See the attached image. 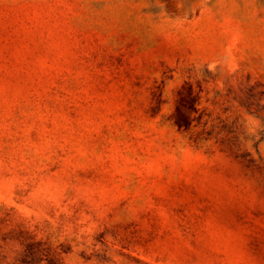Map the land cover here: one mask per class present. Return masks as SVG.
<instances>
[{
	"label": "rangeland",
	"instance_id": "1",
	"mask_svg": "<svg viewBox=\"0 0 264 264\" xmlns=\"http://www.w3.org/2000/svg\"><path fill=\"white\" fill-rule=\"evenodd\" d=\"M0 264H264V0H0Z\"/></svg>",
	"mask_w": 264,
	"mask_h": 264
},
{
	"label": "trees",
	"instance_id": "2",
	"mask_svg": "<svg viewBox=\"0 0 264 264\" xmlns=\"http://www.w3.org/2000/svg\"><path fill=\"white\" fill-rule=\"evenodd\" d=\"M182 111V103L180 102L179 105H178V108H177V123L180 125V126H188L191 124L193 118L191 117L190 115V112L187 111L186 115L184 116V119L181 118V114L180 112Z\"/></svg>",
	"mask_w": 264,
	"mask_h": 264
}]
</instances>
